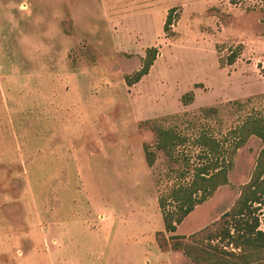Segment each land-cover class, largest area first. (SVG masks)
I'll use <instances>...</instances> for the list:
<instances>
[{"label":"rangeland","instance_id":"1","mask_svg":"<svg viewBox=\"0 0 264 264\" xmlns=\"http://www.w3.org/2000/svg\"><path fill=\"white\" fill-rule=\"evenodd\" d=\"M150 48L148 75L128 87ZM254 112L264 115L259 0H0V264H192L159 249V200L180 173L191 179L199 151L190 141L149 167L150 123L224 141ZM262 149L250 138L229 184L175 234L228 212ZM252 209L264 232V197Z\"/></svg>","mask_w":264,"mask_h":264},{"label":"trees","instance_id":"2","mask_svg":"<svg viewBox=\"0 0 264 264\" xmlns=\"http://www.w3.org/2000/svg\"><path fill=\"white\" fill-rule=\"evenodd\" d=\"M263 5L264 0H259ZM171 9L164 24V31L171 33L173 13ZM242 47L232 51L226 64L231 66L241 54ZM158 55L156 48L146 51L139 70L125 77L128 87L138 84L147 76ZM192 94L183 97L188 104ZM215 108L203 111L204 117L216 114ZM150 130L156 137L154 146L144 145L145 159L149 167L155 163L156 153L162 152L173 157L175 151L191 141L199 151V164L185 182L189 172L180 173V181L169 193L159 200L162 210L164 232L157 239L162 252L181 251L192 264H264V232L259 220L254 217L252 207L261 205L264 197V149L260 151L256 166L248 183L242 186L240 195L231 209L221 218L190 236L176 235L177 227L196 209L204 204L215 192L229 184V173L238 150L248 140L256 137L264 143V115L250 113L239 126L228 133V139L220 141L208 130H201L192 140L174 128H166L157 122L150 123ZM230 138V139H229ZM170 207V209H168ZM166 235H169L166 238Z\"/></svg>","mask_w":264,"mask_h":264}]
</instances>
